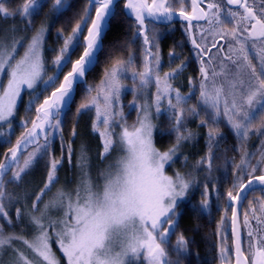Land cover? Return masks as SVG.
I'll use <instances>...</instances> for the list:
<instances>
[{"label": "snow or ice", "instance_id": "obj_1", "mask_svg": "<svg viewBox=\"0 0 264 264\" xmlns=\"http://www.w3.org/2000/svg\"><path fill=\"white\" fill-rule=\"evenodd\" d=\"M68 8L69 0H0V19L14 22L0 29V137L11 145L0 158V264H193L187 233L199 227L181 223L214 208L223 264H264V0H87L48 48V19ZM124 23V39L109 40ZM177 24L184 39L164 70L161 42ZM86 113L90 133L80 137ZM155 133L169 142L157 147ZM87 135L99 140L94 176ZM65 160L75 179L57 188ZM38 168L36 191L26 178Z\"/></svg>", "mask_w": 264, "mask_h": 264}, {"label": "trees", "instance_id": "obj_2", "mask_svg": "<svg viewBox=\"0 0 264 264\" xmlns=\"http://www.w3.org/2000/svg\"><path fill=\"white\" fill-rule=\"evenodd\" d=\"M48 4L50 7L51 0H48ZM87 5V0H69V8L66 11V13L63 15V17L59 21H53L52 18L48 19L49 24H53L54 26L51 27L50 29V34L47 39V47L48 48H54L55 45L59 46L57 43V29L64 28L65 33H68L71 31V28L74 26L76 19H78L79 14H82L83 9ZM49 8L46 7L44 11L36 18V21L41 22L45 20L46 14L48 13ZM14 23L12 20L5 21L3 19H0V29L7 27L8 25ZM17 25L19 27H23L19 23V21H16ZM36 24V23H35ZM128 27L127 23L123 24V27L121 28L119 33H114L112 36L109 37V40H123L124 39V33L126 32V29ZM177 28V31L168 33L165 38L161 42V49H162V58H163V64H164V70H168V52L170 49H172L176 44L180 43L184 37L182 36L181 32L179 31V25L177 24L175 26ZM190 48V45H187L184 47L182 50V58L188 57L189 51L188 49ZM177 52H181L180 48L175 49ZM82 49H78L74 54L73 57L78 58L79 55L81 54ZM53 53L48 52L47 56L49 59H51ZM74 60V59H73ZM178 63V61H177ZM175 65L173 64V67ZM195 68V65H191L185 73L181 76L179 83L185 84L186 85V80L185 77L189 76L192 74L193 70ZM69 69H66L65 71H68ZM102 73V66H98L94 72L90 73L89 77V83H94L98 81L100 75ZM77 104L80 101V97L77 96ZM77 104H74L72 106V113L69 114L66 120V124L64 126V134H65V139L70 140V132L73 126L74 122V113H75V108ZM24 106L21 105L20 109L18 111V115L16 116V119L14 121V132L13 135L11 136V142L14 144L15 139L17 136L20 135L22 128L19 126V120L24 114ZM93 116L92 113H86L79 117V123L77 126V131L80 134V137H84L87 133H90V124H91V117ZM87 140L89 142L90 146V153L89 155L91 156V160L95 162V165L98 164V161L96 159L97 157V151L99 147V140L96 136L93 135H87ZM155 140L157 142V147L161 146V143L167 144L169 142L168 137H161L159 133H156ZM81 140L80 138H77L76 140V147L78 148ZM235 141L233 140L232 136L229 134L228 135V144L232 145L234 144ZM11 145L7 143H0V158H3V153L7 150V147ZM200 146L202 148L203 146V141L200 142ZM259 146V139L257 137H253L250 141L249 149L250 150H255ZM56 155L59 156V140L56 143ZM75 163V157L74 161ZM175 168H179L180 164L178 163L177 165L174 166ZM169 171H172L170 169ZM44 172L42 169L38 168L37 170L33 171L26 179L30 180L32 182V188L35 189L36 191L39 190L40 187H42V181L44 179ZM59 177H60V183L56 186L57 188L66 185L69 181H72L75 179L74 172L69 169L67 161L65 160L64 167L60 169L59 171ZM9 191H18L14 186H9ZM56 191V188L53 189V193ZM53 193H49L53 194ZM47 199V198H46ZM220 214L216 212V210H212L211 214L208 216L203 217L200 220H195L193 219L190 215L186 216L185 220L181 223V229L187 228V227H199V231L195 234L193 233H187V235H194L195 238V244L193 245V252L198 253V256L193 255L190 257V259L193 261V264H220L219 263V246H220V237L216 235L217 231V222L219 221ZM229 227V225H228ZM231 232V230H230ZM55 248V245H53ZM59 252V251H58Z\"/></svg>", "mask_w": 264, "mask_h": 264}, {"label": "rangeland", "instance_id": "obj_3", "mask_svg": "<svg viewBox=\"0 0 264 264\" xmlns=\"http://www.w3.org/2000/svg\"><path fill=\"white\" fill-rule=\"evenodd\" d=\"M93 15H94V12H93ZM35 23H36V27H39V25H40L41 22L35 21ZM48 36H49V35H48ZM47 39H48V37H47ZM57 47H59V46L55 45L54 48H57ZM81 54H82V52H81ZM73 59H76V58L73 57ZM27 99H28V97L25 95V96H24V101L26 102ZM131 99H132L131 94H127V95H126V98L124 99V104L127 105V103H128L129 101H131ZM21 105H22V104H21ZM21 105L18 106V111H19ZM125 113H126V115L128 116V121H129V123L131 124V123L135 120V116H136L135 112L133 111V112H131V113L129 114V110H128L127 107H126V108H125ZM17 115H18V112H17ZM17 115H16V116H17ZM26 115H27V114L25 113V110H24V114H23V116L21 117V119L24 118ZM15 119H16V118H15ZM21 119L19 120V126H20V121H21ZM13 127H14V126H13ZM20 128H21V127H20ZM0 131H2V130H0ZM154 135L156 136V133H155ZM3 139H4L3 137H0V143H3V142H2ZM113 155L115 156L116 154L114 153ZM91 163H92V174H93V176H94L95 173H96V169H97V167L99 166V164H96V165H95V162H93L92 160H91ZM171 172H172V171H169V174H171ZM51 195H52V194L45 196V198H44L45 202H47V200L51 197ZM46 198H47V199H46ZM41 206H43V205H41ZM214 209H215V208H214ZM214 209H213V210H214ZM54 245H55V244H54ZM53 247H54V246H53ZM54 250L57 252V255H58V256H62V253L58 252V251H59L58 246L55 245ZM233 257H234V255H233ZM220 260H221V259H220ZM233 260H234V259H233ZM220 262L222 263V260H221Z\"/></svg>", "mask_w": 264, "mask_h": 264}, {"label": "flooded vegetation", "instance_id": "obj_4", "mask_svg": "<svg viewBox=\"0 0 264 264\" xmlns=\"http://www.w3.org/2000/svg\"><path fill=\"white\" fill-rule=\"evenodd\" d=\"M191 47V46H190ZM230 230H231V225H230V223H229V227H228V230H227V236L229 237V246H231V232H230ZM218 256H219V263L220 264H223V262L221 263L220 261V253L218 254ZM233 259H234V257H233Z\"/></svg>", "mask_w": 264, "mask_h": 264}]
</instances>
